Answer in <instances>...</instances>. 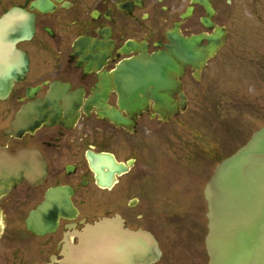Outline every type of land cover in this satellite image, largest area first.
<instances>
[{"label": "flooded vegetation", "instance_id": "af4514ba", "mask_svg": "<svg viewBox=\"0 0 264 264\" xmlns=\"http://www.w3.org/2000/svg\"><path fill=\"white\" fill-rule=\"evenodd\" d=\"M261 1L0 0V33L22 35L0 45V149L45 166L0 196V264H70L106 217L154 243L129 253L150 264L208 256L206 185L249 139L230 148L215 100Z\"/></svg>", "mask_w": 264, "mask_h": 264}, {"label": "water", "instance_id": "95a60500", "mask_svg": "<svg viewBox=\"0 0 264 264\" xmlns=\"http://www.w3.org/2000/svg\"><path fill=\"white\" fill-rule=\"evenodd\" d=\"M8 22L0 20V32L9 27ZM20 37L19 33H0V45L12 46ZM219 37L217 32L210 38V51L218 45ZM173 44L169 53L155 54L150 60L177 58V41ZM196 59L200 57H192ZM35 159L32 152L13 156L0 149V196L23 177L32 182L30 174L45 173L44 163ZM206 197L210 229L208 264H264V127L218 165L207 185ZM112 222L111 218H105L90 227L80 248L84 255H73L70 264H150L154 260L155 255H129L134 251L152 250L154 243L139 245L136 242L139 234L121 227L115 233Z\"/></svg>", "mask_w": 264, "mask_h": 264}, {"label": "rangeland", "instance_id": "374dc122", "mask_svg": "<svg viewBox=\"0 0 264 264\" xmlns=\"http://www.w3.org/2000/svg\"><path fill=\"white\" fill-rule=\"evenodd\" d=\"M261 13L264 20V0L261 1ZM236 27L233 37L236 51L231 52L228 85L222 84V78L215 85L219 88L228 86L227 104L225 99L222 104L220 95L215 101L219 112L217 117L221 123V119H224L229 129L230 148L264 125V24L261 31L257 32L254 22L248 17L244 26ZM201 256L200 264H204L208 256Z\"/></svg>", "mask_w": 264, "mask_h": 264}]
</instances>
